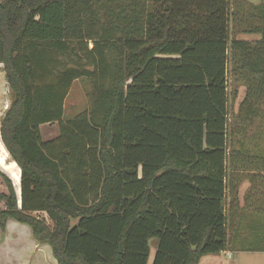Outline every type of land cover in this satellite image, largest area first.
<instances>
[{"label": "trees", "instance_id": "16d2710c", "mask_svg": "<svg viewBox=\"0 0 264 264\" xmlns=\"http://www.w3.org/2000/svg\"><path fill=\"white\" fill-rule=\"evenodd\" d=\"M0 65L21 189L0 168V229L59 264H149L152 240L151 264L264 252V0H0Z\"/></svg>", "mask_w": 264, "mask_h": 264}, {"label": "crops", "instance_id": "0c3cea01", "mask_svg": "<svg viewBox=\"0 0 264 264\" xmlns=\"http://www.w3.org/2000/svg\"><path fill=\"white\" fill-rule=\"evenodd\" d=\"M259 38L260 37L253 40H257ZM0 68L2 69L3 66H0ZM10 103H11L10 89L6 79V74L5 72H2L0 73V125L2 119L4 118L6 112L9 109ZM49 125L52 124H45L40 127L43 141H49L57 137L56 136L57 129L52 135H50L47 132L48 131L47 127ZM2 171L7 174L5 170ZM7 175L9 176V174ZM11 180L13 181L12 178ZM13 184L15 186L18 198L20 199L21 196L20 185L18 191L14 181ZM249 187L250 184L248 182H245L241 186L239 192V197L241 199V202H243V198ZM230 253L232 252H224V254H227L228 259H233L234 254L232 253V257L230 258L229 257ZM242 254L246 256L244 261L245 262L247 261L249 264H264V252H260V251L242 252ZM235 263L240 264L239 260H237ZM0 264H59V263L53 255L52 248L48 244L38 242L33 237L31 228H26L22 224L16 223L14 221H9L6 224L5 230L0 229ZM199 264H228V263H225L223 261L221 254H218V255L204 256L200 260Z\"/></svg>", "mask_w": 264, "mask_h": 264}, {"label": "rangeland", "instance_id": "374dc122", "mask_svg": "<svg viewBox=\"0 0 264 264\" xmlns=\"http://www.w3.org/2000/svg\"><path fill=\"white\" fill-rule=\"evenodd\" d=\"M252 3H257L258 0H249ZM233 28V26H232ZM233 33V32H232ZM234 34V33H233ZM236 36V34H234ZM237 38L253 41V39L258 38L259 36L255 35H244V34H239L236 36ZM2 66V65H0ZM87 83L83 82L82 80L76 81L72 88L71 91L68 95V98L65 102V110H66V115L65 119H70L72 117H75L79 113L83 112L84 110L87 109L88 106V99H87ZM239 92V96L236 100H234V92ZM230 111H231V118L234 117L239 108L240 102L243 100L245 96V89L241 87V85L237 84L234 82V80H231L230 83ZM58 124H52L47 127V132L52 135L57 129L56 136L59 134V128L57 127ZM9 155L4 148V145L1 142L0 139V166L2 170H5L7 174L17 183L19 181V169L16 166L15 163L9 162L8 161ZM50 226H52V223L48 220L47 221ZM26 228H30L29 226L23 225ZM156 240H152L150 245H151V255H150V261L149 264L152 263V260L155 255L156 251ZM223 261L228 264H237L235 263L237 260H239L240 264H249L247 261L245 262L246 256L242 254V252H233L234 258L233 259H228L227 254H224V252L220 253Z\"/></svg>", "mask_w": 264, "mask_h": 264}, {"label": "built area", "instance_id": "2783aa9c", "mask_svg": "<svg viewBox=\"0 0 264 264\" xmlns=\"http://www.w3.org/2000/svg\"><path fill=\"white\" fill-rule=\"evenodd\" d=\"M229 257H230V258L232 257V253L229 254Z\"/></svg>", "mask_w": 264, "mask_h": 264}]
</instances>
